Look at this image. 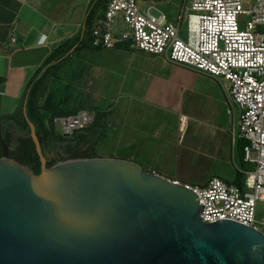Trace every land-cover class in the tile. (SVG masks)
<instances>
[{
    "label": "water",
    "instance_id": "obj_1",
    "mask_svg": "<svg viewBox=\"0 0 264 264\" xmlns=\"http://www.w3.org/2000/svg\"><path fill=\"white\" fill-rule=\"evenodd\" d=\"M28 126L37 174L0 134V264H264V234L202 221L185 184L113 157L46 167Z\"/></svg>",
    "mask_w": 264,
    "mask_h": 264
},
{
    "label": "built area",
    "instance_id": "obj_2",
    "mask_svg": "<svg viewBox=\"0 0 264 264\" xmlns=\"http://www.w3.org/2000/svg\"><path fill=\"white\" fill-rule=\"evenodd\" d=\"M100 1L84 33L91 48L122 44L207 75L222 86L234 122L232 143L243 140L242 158L252 168L241 171L240 185L217 176L204 185H185L197 195L202 221L229 219L258 229L255 208L264 201V0H183L175 23L153 3ZM183 18L185 39L178 34ZM93 118L88 110L63 116L60 132L69 135ZM260 231L264 234V228Z\"/></svg>",
    "mask_w": 264,
    "mask_h": 264
},
{
    "label": "crops",
    "instance_id": "obj_3",
    "mask_svg": "<svg viewBox=\"0 0 264 264\" xmlns=\"http://www.w3.org/2000/svg\"><path fill=\"white\" fill-rule=\"evenodd\" d=\"M138 2L143 6L153 3L165 13L167 20L173 23L177 21V13L182 4V0H138ZM89 3L90 0H0V118L15 111L23 97L26 83L48 55L61 44L70 43L81 33ZM98 51H108L113 54L116 68H112L110 76H115L119 85L126 83V86L123 84L124 89H121V86L118 88L119 94L113 99L117 108L110 107L107 113L105 110L96 109V111L103 112L105 124L103 144L115 140L117 148L116 150L111 148L113 149L111 153L115 151L113 152L114 156L119 154V158L138 164L143 162L142 164L145 163L144 170L177 180L176 176L168 174L153 164L151 161L153 151L159 148L158 145L162 141V139L159 141L158 138L163 135L162 138L167 139L165 137L168 131L167 117L176 122L180 128L184 120L190 116L197 118L200 113L190 114L184 109L185 104L179 103L184 99L182 100V96L179 97L175 91L172 75L176 71H184L188 74L208 77L217 85V90L220 93H223L222 86L207 75L170 63L158 55L116 46ZM134 58L150 60L147 66L145 65V68L149 69L142 71L144 66L135 64ZM140 84H145L143 90L139 89ZM185 84L189 85V83ZM132 90L134 92L142 91L141 101L148 110V112L144 111V116L147 119L143 122L146 123V126L141 130L136 125L137 115L140 114H129L125 109H121L125 98L132 101L136 98L130 94L133 93ZM176 96V100L179 102H174ZM217 103L218 110L212 117L213 119L209 118V115L205 117L207 127L204 126V130L201 132L202 137L205 135L209 140L213 139L212 150L204 148L200 156L201 163L213 166V173L203 174L201 183H197L198 185H204L210 176H217L231 183L235 172L238 171L242 175L241 171L244 170L241 166L231 164L234 152L239 161L235 148L236 140L232 143L230 154L222 127L223 107H221L220 100ZM175 108H181V110L174 111ZM155 122L159 125L153 129L150 125ZM199 133L196 134L199 136ZM245 163L243 158L241 163L239 161L240 165ZM255 225L258 230L264 228V201H259L256 204Z\"/></svg>",
    "mask_w": 264,
    "mask_h": 264
},
{
    "label": "rangeland",
    "instance_id": "obj_4",
    "mask_svg": "<svg viewBox=\"0 0 264 264\" xmlns=\"http://www.w3.org/2000/svg\"><path fill=\"white\" fill-rule=\"evenodd\" d=\"M178 34L181 38L185 39L184 18L182 19ZM114 59L113 54L108 51H98L89 47L71 50L67 61L55 70L53 78L48 77L44 81L46 87L51 80L55 81L60 87L64 86L62 90L65 93V97L59 110L65 111L66 113L88 110L94 114L96 109L105 110L107 113L109 112L110 107L117 108V104L113 101V99L119 94L117 91L118 88L121 86V89H124V85L126 86V83L119 85L117 83V78L115 76H110L112 68H116ZM149 61L150 60H142L138 58L133 59L135 64L142 67L144 66L142 71H147L146 69H149L145 68V65L147 66ZM172 79L175 82V91L179 97L182 96V100L184 99L183 102H179V100H176L177 95L174 102L178 101L180 104H185L184 109L190 114H198L199 112L200 115L198 114L199 117L197 118L190 116V118L183 121L180 128L176 122H173L170 117H167L166 125L168 131L165 135L167 139H163V135L158 138L159 141L161 139L162 141H160V145H158L159 148L153 151V158L151 161L156 167L172 176H176L175 179H177L179 183L194 185L199 182L201 183L203 174L213 173V166L200 162V156L203 153L202 150H204V148L212 150L211 147H213V139L209 140L205 137V135L202 137L201 132L204 130L203 127L206 126L205 117L207 115H209V118L214 117L216 111L218 110V100H220L221 107H223L222 127L223 133L227 139L226 143L230 149V154L233 146L232 140L234 122L231 114L227 112L228 105L224 92L220 93L217 90V85H215V83L208 77L188 74L184 71H176L172 75ZM176 83L179 84L177 85ZM185 83H189V85H186ZM129 86L132 87L133 85ZM139 87V89L143 90L145 88V84H140ZM141 90L139 92H134L132 90L133 93L130 94H133V97L136 98L133 99V101L129 98H125L126 100L121 106V109H125L129 114H140L137 115L138 121L136 124L140 130L144 129L146 126V123L143 122L147 119V117L144 116V111L148 112L147 107L145 104L143 105L141 101L143 97ZM46 91L47 90H45V93ZM43 99L44 97L40 94L37 97L36 103L39 108V112L46 118L48 115L43 110ZM179 109L181 110V108ZM179 109L175 108L174 111H179ZM61 117L63 116H56L54 118V134H61V126L59 122ZM158 125L159 123L155 122V124L152 123L150 127L156 129ZM21 132L26 134L24 128H21ZM196 133H199V136ZM15 134L16 132H13V136L10 138L9 145L11 151L16 144ZM195 137L197 138L195 139ZM163 142L164 144H162ZM116 144L117 142L115 140L110 143L103 144L102 139L97 137V130H92L88 134L85 141H83L78 147H73L71 149L73 153H76V157L68 159L87 157L119 158V154H116V156L113 155V152L115 151L111 153V150H116ZM43 149L47 160H55L53 164L62 161L60 160V155H65L64 147L51 137H48L47 140L44 141ZM142 163L139 165L144 169L145 163ZM231 164L233 166L234 164L241 166L244 170L252 168V165L248 163L240 165L235 152L232 155ZM231 172L233 171L231 170Z\"/></svg>",
    "mask_w": 264,
    "mask_h": 264
},
{
    "label": "trees",
    "instance_id": "obj_5",
    "mask_svg": "<svg viewBox=\"0 0 264 264\" xmlns=\"http://www.w3.org/2000/svg\"><path fill=\"white\" fill-rule=\"evenodd\" d=\"M100 2V0H90L83 21L81 33L74 38L73 41L61 44L48 55L43 64L34 72L26 83L23 97L15 111L0 118L1 137L8 146L10 144V138L13 136V132H16V144L12 151L10 149L8 150V156L14 158L19 163L28 166V168L35 174L39 173L41 168L39 158L34 150V145L29 135L28 122L32 123L35 128V134L43 153V143L48 137H51L64 147L65 155H60V160H67L68 158L76 157V153H73L71 149L73 147H78L83 141H85L88 134L92 130H97V137H99V139H102L103 137V131L105 130L103 112L98 110L94 112L93 121L89 126L74 130L68 136L54 134V118L56 116H67L75 113L76 111L66 113L65 111L59 110L65 97V93L62 90L64 86L60 87L55 81L51 80L46 87L44 82L48 77L53 78L55 70L67 61L71 50L87 47L91 48L87 40L84 39V33L90 24L91 17L95 12V9L100 5ZM116 47L126 48V46L122 44L116 45ZM92 49L99 50L100 48ZM45 90H47L46 93ZM40 94L44 97L43 110L48 115L46 118L39 112V108L36 103L37 97ZM21 128L25 129L26 134L21 132ZM242 144L243 140L236 139L235 148L238 153L240 163L242 162L243 157ZM54 162V159H46L45 165L48 167L53 165ZM241 182L242 175L240 172L236 171L234 179L231 183L240 185Z\"/></svg>",
    "mask_w": 264,
    "mask_h": 264
}]
</instances>
